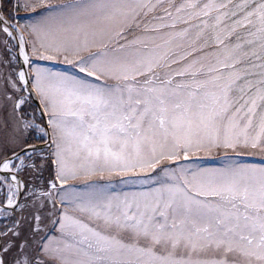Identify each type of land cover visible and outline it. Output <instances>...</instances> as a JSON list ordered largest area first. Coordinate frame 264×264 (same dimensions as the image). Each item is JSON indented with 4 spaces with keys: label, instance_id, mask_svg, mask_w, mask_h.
Returning <instances> with one entry per match:
<instances>
[{
    "label": "snow or ice",
    "instance_id": "6c2138e0",
    "mask_svg": "<svg viewBox=\"0 0 264 264\" xmlns=\"http://www.w3.org/2000/svg\"><path fill=\"white\" fill-rule=\"evenodd\" d=\"M250 157L264 0H0V264H264Z\"/></svg>",
    "mask_w": 264,
    "mask_h": 264
},
{
    "label": "rangeland",
    "instance_id": "374dc122",
    "mask_svg": "<svg viewBox=\"0 0 264 264\" xmlns=\"http://www.w3.org/2000/svg\"><path fill=\"white\" fill-rule=\"evenodd\" d=\"M39 11V10H38ZM19 16H35L34 13H25L23 11L19 12L18 13ZM42 64H48L50 66H53V67H56V68H60V69H64V68H67L69 66H66V65H59V64H54L53 62H40ZM249 162H252V163H255L256 165H261L262 162L258 157H250V158H246ZM202 164H204L205 166H212V167H218L220 166V161L219 160H212V159H205L203 161H201ZM121 188H123V186H121ZM120 188L117 189V191H119ZM123 190L127 191L128 189L127 188H124Z\"/></svg>",
    "mask_w": 264,
    "mask_h": 264
}]
</instances>
